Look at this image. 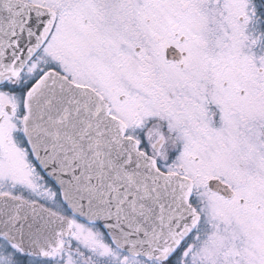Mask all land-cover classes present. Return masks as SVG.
<instances>
[{"label":"snow or ice","instance_id":"obj_1","mask_svg":"<svg viewBox=\"0 0 264 264\" xmlns=\"http://www.w3.org/2000/svg\"><path fill=\"white\" fill-rule=\"evenodd\" d=\"M0 264H264V0H0Z\"/></svg>","mask_w":264,"mask_h":264}]
</instances>
